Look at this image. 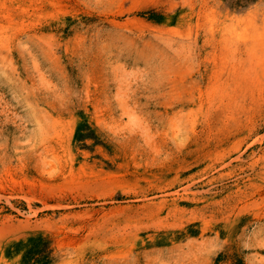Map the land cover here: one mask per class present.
Listing matches in <instances>:
<instances>
[{
	"label": "rangeland",
	"instance_id": "rangeland-1",
	"mask_svg": "<svg viewBox=\"0 0 264 264\" xmlns=\"http://www.w3.org/2000/svg\"><path fill=\"white\" fill-rule=\"evenodd\" d=\"M264 264V0H0V264Z\"/></svg>",
	"mask_w": 264,
	"mask_h": 264
},
{
	"label": "trees",
	"instance_id": "trees-1",
	"mask_svg": "<svg viewBox=\"0 0 264 264\" xmlns=\"http://www.w3.org/2000/svg\"><path fill=\"white\" fill-rule=\"evenodd\" d=\"M23 264H54L52 251L46 240L39 238L33 241L30 249L24 255Z\"/></svg>",
	"mask_w": 264,
	"mask_h": 264
}]
</instances>
